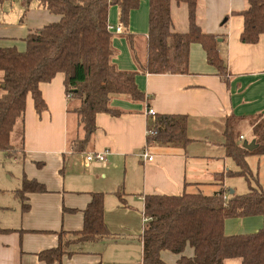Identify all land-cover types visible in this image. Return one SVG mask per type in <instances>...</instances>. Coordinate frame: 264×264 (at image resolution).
<instances>
[{"label": "crops", "instance_id": "1", "mask_svg": "<svg viewBox=\"0 0 264 264\" xmlns=\"http://www.w3.org/2000/svg\"><path fill=\"white\" fill-rule=\"evenodd\" d=\"M246 8V0H197L196 23L205 34L215 36L217 50L226 65L225 76L218 75L207 63L206 53L198 44L189 48L186 74L153 75L138 65L130 46L132 41L135 54L144 65L149 0H140L139 7L129 14L124 34L112 33V63L119 71L135 75L136 87L144 99L113 97L110 106L121 114L97 115V130L82 154L67 151L68 141L82 138L83 132L77 115L67 113L69 104L74 109L78 101L65 95L63 76L57 74L51 82L39 85L46 105L41 114L36 113L31 96H27L19 188L13 193L21 188L23 178L42 184L46 192L26 194L25 202L14 193L9 205L0 200L3 213H10L0 216V230H10L0 232V264H46L38 259V254L57 248L60 232L69 236L82 229L83 211L92 193L104 194L103 220L113 237L71 245L60 262L51 264H140V235L134 240L129 233L138 231L139 221L143 228L144 196L212 195L221 183L228 197L232 190L225 186L227 177L222 181L218 178L229 171L231 161L225 157L223 147L227 121L235 125L238 144L256 140V124L261 123L264 130V34L256 44L240 42L243 19L239 13ZM23 9L22 0L0 6V48L15 47L23 52L24 39L30 31L59 21L58 16L36 2L24 17ZM171 21L173 32L188 31L184 4L172 2ZM108 22L119 26L117 7L109 9ZM148 108L156 116L186 117V136L190 141L185 145L154 141L147 144ZM241 130L249 134V141ZM144 151L152 161L141 158ZM91 152H106V162L86 163L85 155ZM24 204L28 206L26 211ZM262 226L260 216L229 219L224 223V234H252ZM112 253L117 260L111 259ZM168 253H161L162 260L175 264L179 256L170 257ZM183 255L191 257L192 249L187 247ZM225 264L240 262L229 260Z\"/></svg>", "mask_w": 264, "mask_h": 264}, {"label": "trees", "instance_id": "2", "mask_svg": "<svg viewBox=\"0 0 264 264\" xmlns=\"http://www.w3.org/2000/svg\"><path fill=\"white\" fill-rule=\"evenodd\" d=\"M12 0H0V6ZM140 0H22L23 17L33 2L59 21L30 31L25 50L15 47L0 48V152L12 155L23 150L24 115L27 96L30 95L37 114L46 110L39 85L49 83L57 75L63 76L65 95L77 100L78 106L69 104L67 113L77 115L82 138L68 141L67 151L82 154L92 142L97 126L96 117L108 114L117 117L119 110L110 106L115 96L141 101L144 94L135 84V75L119 71L112 63V32L108 22L109 9L119 10V25L126 28L129 14L139 7ZM184 4L188 13V31L172 30L171 4ZM247 8L240 12L243 27L242 44H256L264 34V0H246ZM197 0H149L146 60L144 65L133 57L146 73L183 75L187 73L189 48L200 45L206 53L207 63L220 76L226 75V65L217 50L215 36L205 34L196 23ZM22 17V18H23ZM22 20V19H21ZM70 103V101H69ZM230 122V121H229ZM227 121L224 130L225 157L236 165L235 171L219 175L242 177L248 185L245 194H228L220 183L212 195L182 193L180 195H146L143 198V228L139 237L142 247L140 264H166L162 252L179 256L175 264H225L238 260L240 264H264V130L262 124L254 126L256 148L248 151L237 143L235 125ZM156 136L147 144H187L186 117L156 116ZM16 136V137H15ZM15 139L14 141H12ZM262 158V182L255 180L247 158ZM64 168V167H63ZM62 168V169H63ZM61 169V171H63ZM46 192L45 187L23 178L17 198L26 201V194ZM122 200L120 194H117ZM103 193H92L91 201L83 211L80 231L59 233L57 248L38 254L46 264L60 262L71 245L98 242L112 238L103 220ZM28 206L24 204L23 210ZM260 216L263 226L252 234L227 236L224 223L229 219ZM0 232H10L4 230ZM72 237L74 239H68ZM190 247L191 257L183 255Z\"/></svg>", "mask_w": 264, "mask_h": 264}, {"label": "rangeland", "instance_id": "3", "mask_svg": "<svg viewBox=\"0 0 264 264\" xmlns=\"http://www.w3.org/2000/svg\"><path fill=\"white\" fill-rule=\"evenodd\" d=\"M8 6V5H6ZM118 23L116 24H112L113 27L117 26ZM141 54V53H140ZM141 57V56H140ZM230 124L232 123V121L229 122ZM242 132V130L240 131ZM244 135L246 136V140L249 141V134L245 131ZM242 132V133H243ZM237 138L238 135L236 134ZM16 137V136H15ZM236 138V140H237ZM15 139H13L12 141H14ZM15 143V141H14ZM20 160H21V154L19 152H15L12 155H7L4 153L0 152V200H3L4 205H9V201L11 200V196H13V189H17L19 188V175H20ZM231 160V159H230ZM233 160L228 161L230 164V167H228L227 169L229 171H234L236 170V165L232 163ZM247 164L250 168V170L252 171V174L255 178L256 181H258L259 183L262 182V158H260L259 156H250L249 158H247ZM225 186L226 188L230 191H234L235 194L238 195H242L245 194L248 191V185L246 183V181L244 180V178L242 177H227V179L225 180ZM3 194V195H2ZM12 200L16 201L15 199L12 198ZM13 201V202H14ZM3 207H7V206H3ZM10 213H6V210L3 211L0 209V216H9ZM142 229V223L139 221V228L138 231H136L135 229L131 230L129 235H131V238H134V240L136 238H138V236L140 235V231ZM119 238V236H118ZM68 239H74L72 237H68ZM69 248V247H68ZM170 257H173L172 253H168ZM111 257V256H110ZM116 255H114L112 253V257L111 259H115ZM117 260V258H116ZM115 261V260H112ZM174 261V260H171ZM117 264H122L119 262H115Z\"/></svg>", "mask_w": 264, "mask_h": 264}, {"label": "built area", "instance_id": "4", "mask_svg": "<svg viewBox=\"0 0 264 264\" xmlns=\"http://www.w3.org/2000/svg\"><path fill=\"white\" fill-rule=\"evenodd\" d=\"M110 31L116 35H122L124 34V29L121 25L119 26H110L109 27ZM147 116L149 117V122L147 125V129L145 131V137L146 139L151 140L152 138H154L156 136V128H157V124H156V114L154 112L153 109L148 108L146 111ZM239 140L242 141L243 140V136L239 137ZM106 152L103 153H87L85 155V161L86 163H92V162H99V163H105L106 162ZM141 158L143 160L146 161H152V157L150 155H148L145 151L141 153ZM145 220L143 219V222Z\"/></svg>", "mask_w": 264, "mask_h": 264}, {"label": "water", "instance_id": "5", "mask_svg": "<svg viewBox=\"0 0 264 264\" xmlns=\"http://www.w3.org/2000/svg\"><path fill=\"white\" fill-rule=\"evenodd\" d=\"M242 146H243L244 149H246L248 151H252L253 149L256 148V145H255L254 142H250V143L244 142L242 144ZM232 193H233V191H230V194H232Z\"/></svg>", "mask_w": 264, "mask_h": 264}]
</instances>
